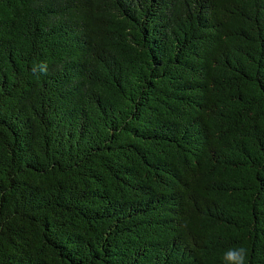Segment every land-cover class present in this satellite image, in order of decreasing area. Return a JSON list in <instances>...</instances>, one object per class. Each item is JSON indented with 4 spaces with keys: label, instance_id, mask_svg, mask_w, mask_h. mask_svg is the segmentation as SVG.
Returning <instances> with one entry per match:
<instances>
[{
    "label": "trees",
    "instance_id": "trees-1",
    "mask_svg": "<svg viewBox=\"0 0 264 264\" xmlns=\"http://www.w3.org/2000/svg\"><path fill=\"white\" fill-rule=\"evenodd\" d=\"M241 246L264 264V0H0V264Z\"/></svg>",
    "mask_w": 264,
    "mask_h": 264
},
{
    "label": "clouds",
    "instance_id": "clouds-1",
    "mask_svg": "<svg viewBox=\"0 0 264 264\" xmlns=\"http://www.w3.org/2000/svg\"><path fill=\"white\" fill-rule=\"evenodd\" d=\"M34 70L38 69L42 73H47L48 66L46 62H39L38 64L34 65ZM247 250L241 246L238 248H230L224 254V262L225 264H247Z\"/></svg>",
    "mask_w": 264,
    "mask_h": 264
}]
</instances>
